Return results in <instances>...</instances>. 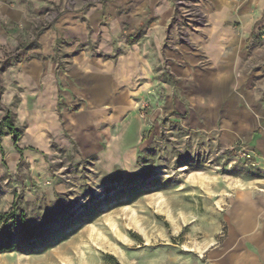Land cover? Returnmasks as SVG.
Here are the masks:
<instances>
[{"label": "rangeland", "instance_id": "374dc122", "mask_svg": "<svg viewBox=\"0 0 264 264\" xmlns=\"http://www.w3.org/2000/svg\"><path fill=\"white\" fill-rule=\"evenodd\" d=\"M16 1L26 23L16 28L18 45L0 47V65L29 53L62 71L89 58L118 61L131 40L124 17L139 8L136 0ZM170 1L166 47L181 68L198 74L211 65L196 37L210 25L214 0ZM258 44L264 50V36ZM132 99L127 147L96 142L88 151L71 139L3 144L0 106V214L15 201L28 216L54 212L48 236L29 244L15 234V248L0 252V264H111L108 256L120 264H211L231 188L263 173L247 151L224 148L215 132L198 130L193 107L185 116L175 110L156 117L151 103Z\"/></svg>", "mask_w": 264, "mask_h": 264}, {"label": "crops", "instance_id": "0c3cea01", "mask_svg": "<svg viewBox=\"0 0 264 264\" xmlns=\"http://www.w3.org/2000/svg\"><path fill=\"white\" fill-rule=\"evenodd\" d=\"M136 2L139 8L124 17L131 40L118 61L89 58L62 71L58 63L28 53L0 65V106L20 132L15 143L40 147L71 139L86 150L96 142L127 147L123 136L134 112L132 98L151 103L156 117L175 110L185 116L193 107L198 130L215 132L224 148L247 151L263 173L231 188L222 219L226 231L209 252V263L264 264V50L258 44L264 0L212 2L210 25L196 37L211 65L194 75L165 44L171 1ZM25 13L16 0H0V47L18 45L16 28L25 25ZM139 126L143 132L140 119ZM1 136L3 144L15 141L7 128Z\"/></svg>", "mask_w": 264, "mask_h": 264}, {"label": "trees", "instance_id": "16d2710c", "mask_svg": "<svg viewBox=\"0 0 264 264\" xmlns=\"http://www.w3.org/2000/svg\"><path fill=\"white\" fill-rule=\"evenodd\" d=\"M5 127L14 135V140L19 141V131L13 124L5 121ZM2 135V132H1ZM53 210H47L42 216H28L18 201H15L9 212L0 214V252H11L16 246L15 234H18L20 241L32 244L34 241L45 238L51 231ZM113 262L120 264L113 256H108Z\"/></svg>", "mask_w": 264, "mask_h": 264}]
</instances>
